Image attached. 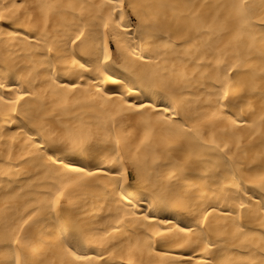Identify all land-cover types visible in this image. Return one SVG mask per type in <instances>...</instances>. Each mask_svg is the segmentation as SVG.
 Returning a JSON list of instances; mask_svg holds the SVG:
<instances>
[{
  "label": "bare ground",
  "instance_id": "1",
  "mask_svg": "<svg viewBox=\"0 0 264 264\" xmlns=\"http://www.w3.org/2000/svg\"><path fill=\"white\" fill-rule=\"evenodd\" d=\"M0 16V264H264V0Z\"/></svg>",
  "mask_w": 264,
  "mask_h": 264
},
{
  "label": "snow or ice",
  "instance_id": "2",
  "mask_svg": "<svg viewBox=\"0 0 264 264\" xmlns=\"http://www.w3.org/2000/svg\"><path fill=\"white\" fill-rule=\"evenodd\" d=\"M0 19H3V17L0 16ZM109 79H112V77L110 76ZM113 83H118V81L117 80H113ZM132 83H133V86H135V82L133 81ZM225 95L227 96V93H225ZM145 99L148 101L147 103H145L144 101H140L137 104H131V103H129V107L130 108H135L137 111H139L141 109H144V108H150V107H152L153 102L151 101V98L146 95L145 96ZM51 148H52V154L53 155H55L57 151H65V152L69 153L70 155H75V154L80 153L82 151V146L81 145H76V144H73L71 147H68L67 145H65L63 143H59L58 144V143L53 142ZM69 163H73V161L70 160ZM70 171L76 172V173H81V172H84L85 169H84L83 166H79V167H72L70 169ZM87 174L88 175H93L94 173L88 172ZM65 191H66V189L65 190H61L57 194V196H56V203L57 204L64 197ZM164 219H167V217L164 218ZM205 219H207V217H205ZM178 231L179 232H185L186 229L184 227H180V228H178ZM156 235L158 237H160V238H165V237L170 236L171 233L170 232H160V233H157ZM75 259L76 260H79V261H88V260L93 259V257H89V256H78L77 255V256H75Z\"/></svg>",
  "mask_w": 264,
  "mask_h": 264
}]
</instances>
